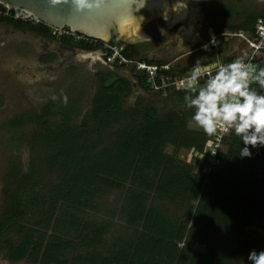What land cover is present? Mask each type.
<instances>
[{
  "label": "rangeland",
  "instance_id": "rangeland-1",
  "mask_svg": "<svg viewBox=\"0 0 264 264\" xmlns=\"http://www.w3.org/2000/svg\"><path fill=\"white\" fill-rule=\"evenodd\" d=\"M199 6L200 14L192 22L180 19L172 25L164 18L153 17L141 26L131 43L137 42L135 49L143 50L146 56L158 60L155 63L171 65L179 84L182 82L180 77L189 74L197 61L211 75L215 69L211 66L207 70L206 65L212 61L222 62L225 55L233 58L230 56L232 47L238 51L241 49L239 44L243 42L246 49L235 53L232 62L241 59L257 70L264 68L263 34L259 33L260 28L258 31V21L263 20L264 23V16L259 17L251 29H233L246 25L242 23L247 22L244 20L246 17H241L243 10L249 13L254 10L263 15L264 0L253 3L248 0H202ZM26 17V14L16 16L10 12L0 14V224H6L0 232V264H40L46 249L53 245H59L60 250L57 253L51 251L52 258L58 256L61 264H77L79 257L94 255L89 253L92 251L108 253L106 260L110 262V254L119 251L120 247L130 251L136 249V252H145L144 249L149 248V264L172 263L167 255L163 257L159 250H152L164 248L162 242L146 246L150 242L148 237H158L156 233L161 230H144L145 224L149 228L163 227L170 232L171 240H166L167 243L170 241L169 245L188 247L193 253H198L195 240L208 239L190 230L188 220L197 218L198 205L205 201L203 195L206 191L226 195L234 179L229 174L232 179L226 193L208 189L207 177L213 170L212 165L218 164L214 158L215 151L234 155V147L241 150L244 145L232 143L233 132L218 133L214 137L204 134L206 147L211 150L212 165H206L199 172L194 150L196 143L202 141L193 140L189 135L193 133L199 137L203 132L191 120L192 111L185 107L184 101L168 93H145L144 90L150 89L144 83L143 72L139 71L142 79H137L136 85L132 81L136 73L133 74L130 67L114 63L107 50L101 56L100 51L104 50L82 51L71 41L63 42L62 39L71 35L70 31L67 33V30L49 26L36 16L33 17L39 23L31 22L29 27H24L21 22ZM232 30L238 35L227 36L226 39L233 43H227L225 47L211 45V37L217 36V31ZM57 31L63 32V37L56 35ZM73 33L76 41H87ZM250 40L259 42L251 44ZM95 46L99 47V43ZM217 48L219 51L213 50ZM196 49L201 59L197 55L192 61L190 54ZM208 49H211V54ZM132 54H136L131 55L133 58L141 57L137 51ZM115 74L120 77H114ZM99 97L105 100L103 104L107 107L110 104L114 107L117 102L121 107L119 118L105 114L108 110L95 103ZM51 104L56 108L52 114L48 111ZM126 130L125 137L123 133ZM56 135H60V141L55 140ZM134 138L150 152L148 156L153 163L141 165L139 155L131 158L132 153L129 152L126 154L128 163L120 168L123 162L120 166L116 164L120 149L124 148L123 156L125 143ZM184 140L191 145H179V141ZM256 147L258 151L254 154L258 157L259 166L255 175L251 177L249 174V177L256 203L260 201L264 206V146ZM176 152L178 157L172 167L166 157ZM12 170L14 173H10ZM67 171H72L69 179L74 183H80L82 178L94 182L91 183L94 189L91 198L79 202L81 198L76 190L73 202L67 201L74 193L70 191L74 186L70 183L65 185ZM26 174L31 175L30 181H25ZM18 176L23 184L14 180ZM244 181L248 182L249 178ZM135 187L146 196L150 213L145 223L139 221L128 227L125 217L130 216L131 205L125 207L128 204H125V199L128 190ZM57 189L61 190L63 198L52 195ZM181 189H199V195L193 192L194 199H189ZM27 190L41 194L44 200L31 214L14 220L11 214L19 201L17 198L26 204L29 198ZM132 197L134 203L128 197L131 204L135 206L137 203L140 207L142 200L138 193L133 192ZM81 203L82 208L75 206ZM123 207L126 216L122 213ZM263 216L264 211L257 213L255 225L264 222ZM88 222L104 225L105 235L97 241L95 234L89 228L85 229L80 231V237H89V240L79 244L75 237L76 228ZM182 234L184 238L181 241ZM23 244L36 250L31 258L24 255L26 251L18 256ZM16 255L15 259L10 258ZM22 255L23 258H19ZM117 257L116 260L120 261L119 254ZM141 261L145 264L143 259ZM132 263L136 264V261L132 260Z\"/></svg>",
  "mask_w": 264,
  "mask_h": 264
},
{
  "label": "trees",
  "instance_id": "trees-1",
  "mask_svg": "<svg viewBox=\"0 0 264 264\" xmlns=\"http://www.w3.org/2000/svg\"><path fill=\"white\" fill-rule=\"evenodd\" d=\"M263 15H259L255 13L254 10L250 13V18L248 19L247 23L245 22L243 26H239L237 28L233 29H241L245 28L251 29L252 25L257 21L259 17H263ZM264 18V17H263ZM250 27V28H249ZM255 28V27H254ZM234 31V30H232ZM80 37H84L80 33H77ZM68 37H71L70 40L71 43H75L82 51H92L94 49H104L103 47H96L95 42H91L88 38H86L87 41L83 43L82 40L76 41L73 34L69 35ZM137 50V49H136ZM135 49L128 47V56L132 59H134L132 56H136V54H132V52L136 51ZM142 50H137L138 53H141ZM132 55V56H131ZM141 56V55H140ZM261 62V61H260ZM258 62V63H260ZM263 67L259 68L262 69ZM259 71V70H257ZM140 72H136L137 79H142V76L139 75ZM116 78L120 77L119 75L115 76ZM109 78V77H108ZM107 78V79H108ZM142 87H144V83L142 82ZM253 88L257 90L258 93L264 94V88H261L258 83H253ZM168 95H174L177 99L184 101L185 91L182 90H176V89H168ZM105 100L102 97H99V99L95 103H99V106H103V108H106L108 111L105 113L106 115H112L114 119L119 118L121 114V107L115 102L114 107L110 104L107 107V104H103ZM141 105V104H140ZM55 105L51 104L50 110H48L51 114L55 113ZM137 109V108H136ZM97 111L99 109L97 108ZM100 111H103V109L100 108ZM49 115L51 116V114ZM98 113V112H97ZM128 130H126L123 133V136L126 137V133ZM57 134V133H56ZM191 138L193 140H201L202 143H196L197 148L194 150V161L196 164L197 169L200 171L203 170V168L206 165H212L211 163V155H210V149L209 147H206V142H204V133H199V137L194 136L192 133ZM63 139V137H62ZM232 143L235 144H243V142L240 140L239 137L233 135ZM56 141H60V135L55 136ZM179 145H184L186 147L190 146L191 143H189L188 140L179 141ZM244 145V144H243ZM245 146V145H244ZM209 150H206V148ZM252 153L250 157H243L240 155V151L238 146H235L234 150H232V155L230 152H216L214 158L217 160L218 164H213L212 167L215 170H218L222 173L231 174L234 176V179L232 180L230 189L228 194H217L213 192L206 191V193L203 195L205 198V201L199 203V207L197 209V219H200L199 221H203V225L200 227V225H197L196 227L189 228L190 230L193 229L195 232L205 236L208 240H195V247L197 248L198 253H193L191 248L184 247L180 248L176 245H169L170 241L167 243L166 240H171L170 232L167 230H163L165 228L162 227H154L151 226L150 228L147 226V224L143 225L144 230L151 229V230H161L156 233L158 237H148L150 238V242L146 246H149L153 242H162L163 245H165L164 248L160 249H152V250H159L160 255L164 257V254L167 255L172 263L170 264H251V262L248 260L249 253L253 250L260 252L264 251V222L257 226L255 223L257 222V213L262 214L264 211L263 204L258 201L256 203L255 201V195H253L254 189L251 185L250 177H253L256 172V167L259 166L258 157L254 154L255 151H258V147H253L251 145L247 146ZM125 149L126 152L123 156L117 157L116 160L118 161L116 164L120 166V163L123 162V165L120 166V168L125 167V162L128 163V157L126 154L129 152L132 153L131 158H137V154L139 155V161L141 165H150L153 163V160L149 159L148 153H150L144 145L137 139L134 138L131 142L125 143ZM134 151V153H133ZM261 151L258 152V154ZM152 155V154H151ZM178 152L174 153L172 156L167 155L166 161L167 163L172 167L175 166V159H177ZM115 158V156H113ZM122 158V159H121ZM252 169V170H251ZM251 170V171H250ZM14 170H12L10 173H14ZM75 172V171H74ZM72 173V171H67V180L65 182V185L67 183H70L71 186H74L70 189V191H74V193L68 198L67 201L73 202V198L75 197L76 190L78 191L81 201L88 198H91L94 189L91 186V183H94L92 180L90 182L88 180H85V178H82V181L80 183H74L73 179H69V175ZM91 174V173H90ZM19 176L14 179L16 180V183L23 184L24 181L18 180ZM249 178V181H244ZM31 175L26 174L25 175V181H30ZM175 181H177L175 177ZM20 190V188H18ZM58 190V189H57ZM187 196H189V199L193 198V192L198 193L199 195V189L194 191H187V189H181ZM27 197L29 196L28 200L26 201V204L23 203L22 199L16 202V207H14V211H12V217L14 220L16 219H22L25 217V215H29L32 213L33 210L41 206L42 202V195L38 194L37 192L32 193L31 191L27 190ZM137 192L139 197L141 198L142 202L140 203V207H137V203L131 204L128 197H132V193ZM61 190L55 191L52 195L56 196L59 195L63 198L61 194ZM77 193V196H79ZM20 194L17 195V197ZM197 197V196H196ZM58 198V197H57ZM59 199V198H58ZM44 200V199H43ZM125 207H128L131 205V212H129L130 216L127 217L124 213L125 207L122 209L123 215H125V223L126 226L130 227L132 223H139L141 224L145 223L147 221L150 213L149 209V202L146 199V196L144 195L143 191H141L140 188L135 187L128 190L127 197L125 199ZM134 203V200H133ZM19 206H24V210L21 209ZM78 208H82L83 205L77 204L75 205ZM134 207V209H133ZM149 210V211H148ZM264 217V216H263ZM6 224H0V232L3 230ZM127 227V229H129ZM90 229L94 234L95 237L98 238L97 241H99V237H103L105 235V226L102 224L95 225L94 223H86L83 225V227H77L76 228V234L75 237L78 239L79 244L82 242H85L89 240L87 237H80V231H85V229ZM188 229V228H187ZM161 232V233H160ZM173 233V231H172ZM142 234H145L143 232ZM130 235V234H129ZM184 238V234H182L181 238H179L181 241ZM31 245V244H30ZM77 245V243H76ZM135 248V247H134ZM18 256L22 253V251H26L24 255H28L27 258L32 257V253L36 252L34 248L28 247V245L23 244L21 245L19 249ZM59 245H53V247L49 246L48 249H46L45 256L40 260V264H46L49 262H52L53 264H61V260L58 256L53 257L51 255V251L54 253H57L59 251ZM145 252H136V249L130 251L126 247H120V250L117 252H113V254H110L111 261H107L106 258L109 255L108 253H95V252H89L94 253L90 258H78L76 260L77 264H133L132 260L136 261V264H143L141 259L144 260L145 264H149L150 260H147L148 252L151 251L149 248L144 249ZM110 251V250H109ZM107 251V252H109ZM49 252V253H48ZM38 253V252H37ZM117 254H119L120 261L116 260ZM16 256L10 257L12 259H15ZM19 258H23V255ZM95 258V259H94ZM38 261V260H37Z\"/></svg>",
  "mask_w": 264,
  "mask_h": 264
},
{
  "label": "clouds",
  "instance_id": "clouds-1",
  "mask_svg": "<svg viewBox=\"0 0 264 264\" xmlns=\"http://www.w3.org/2000/svg\"><path fill=\"white\" fill-rule=\"evenodd\" d=\"M106 2L107 0H49L52 7L70 3L79 14L99 12ZM102 43L109 44L100 49L107 50L109 55L112 45H119L123 48L122 52L128 54L129 44L124 41ZM134 59L151 65L158 64L146 61L142 56ZM131 68L139 72L135 67ZM253 83L264 88V68L257 71L253 65L241 59L218 66L211 75L197 61L181 82L184 89L182 91H185V107L192 111L191 120L208 137L233 132L245 145L240 151L243 157L252 155L247 146H264V94L258 93L252 87ZM248 260L251 264H264V251H251Z\"/></svg>",
  "mask_w": 264,
  "mask_h": 264
},
{
  "label": "water",
  "instance_id": "water-1",
  "mask_svg": "<svg viewBox=\"0 0 264 264\" xmlns=\"http://www.w3.org/2000/svg\"><path fill=\"white\" fill-rule=\"evenodd\" d=\"M200 1L107 0L103 10L84 14L76 13L70 3L52 7L49 0H0V3L31 12L49 26L89 39L118 43L132 40L143 23L155 16L166 19L161 15H172L192 22L200 14Z\"/></svg>",
  "mask_w": 264,
  "mask_h": 264
},
{
  "label": "built area",
  "instance_id": "built-area-1",
  "mask_svg": "<svg viewBox=\"0 0 264 264\" xmlns=\"http://www.w3.org/2000/svg\"><path fill=\"white\" fill-rule=\"evenodd\" d=\"M6 10H7V12H6ZM14 10H17V9H15V8H13L11 6H8V5L0 3V14L1 15L8 14L9 12L14 11ZM17 16H20V15H17ZM259 28L261 29V31H259ZM258 31H259V33L261 32L263 34L262 35V38H263L262 42H264V23H263V20H259L258 21ZM66 32L68 33V31H66ZM240 34L242 36L244 35L243 32H241ZM219 35H223V37L225 38L227 36H231V37L232 36H236V35H238V33H232V31H230V32H226L225 34H218L217 36H219ZM215 36L216 35H213L211 37V40H210L211 41L210 43H211V45L213 47L216 45ZM89 40L91 42H95V45H96V43H99V47L100 46L101 47L109 46V44L102 43V41H100V40H95V39H89ZM249 42H251V44H256L259 41L250 40ZM110 49H111V55H110L111 58L110 59L114 63L117 62V63H120L123 66L135 67L137 70H139V71L144 73V76H145V81L144 82H145V84L147 85V87L150 90L161 91L162 89H165V91L163 92V94H165V95L167 94L166 92L170 88L171 89H176V90H184L182 85L177 82V78L173 75V72H172L173 69H172L171 65H168L167 63L151 65V64H148L146 62H141V61H138L136 59H132V58H130L128 56V54H124L122 52L123 48L120 47L119 45H112V46H110ZM204 49H206V47ZM208 50H209L208 53L212 52L211 49H208ZM213 50L219 51L218 48L217 49H213ZM195 51H197V49ZM206 51H207V49H206ZM223 64L224 63H222V62L217 63L215 61H212V62H209L206 65V68H207V70H209L208 68L213 66L214 69L216 70V68L218 66L223 65ZM248 64H251V63H248ZM183 77L185 78L186 75H184ZM183 77H180L181 81L184 80ZM216 152H217V150L215 151V154H216Z\"/></svg>",
  "mask_w": 264,
  "mask_h": 264
},
{
  "label": "flooded vegetation",
  "instance_id": "flooded-vegetation-1",
  "mask_svg": "<svg viewBox=\"0 0 264 264\" xmlns=\"http://www.w3.org/2000/svg\"><path fill=\"white\" fill-rule=\"evenodd\" d=\"M225 1H227V0H224V2ZM235 1V0H234ZM250 3H253V2H259V1H262V0H248ZM253 1V2H252ZM244 12H242V18H244V17H246L244 20L246 21H248V19L250 18V13H249V11H247V10H243ZM12 15H21V14H26L27 15V17H26V19H23L24 21L23 22H21V24L22 25H24V27L25 26H27V27H29V25H31V22H38V20L37 19H35V17H31L30 15H29V13L28 12H26V11H24L23 9H17V10H14V11H11L10 12ZM13 17V16H12ZM11 17V18H12ZM5 18H7V17H5ZM37 20V21H36ZM163 20H165V19H163ZM22 21V20H21ZM165 22H166V20H165ZM39 23V22H38ZM243 24L245 23V22H242ZM247 23V22H246ZM32 24H34V25H36L35 23H32ZM43 25V24H42ZM243 28H241V30H242ZM46 30H48V29H46ZM62 30V29H61ZM62 33L63 32H59V31H57L56 32V35L58 34L60 37H63L62 36ZM217 34H225L226 32H222V31H217L216 32ZM232 33H238V32H235V31H232ZM72 38L71 37H67L66 39H62V40H64L63 42H66V41H68V42H70V40H71ZM222 40H223V46L225 47L226 46V44L227 43H233V42H229V40L228 39H226V37L225 38H222ZM124 42H126V43H128L129 44V47H131V48H133V49H135V45H137L138 43L137 42H135V43H131V41H126V40H123ZM204 46V44L203 45H201V46H199V47H203ZM239 48H241V49H239L238 51H236V48H235V46H233L232 47V49H231V51H230V56H232L233 58H228V56H226L225 55V58H224V60L222 61L224 64H227V63H231L232 62V59H235L234 58V54L235 53H239V52H244V50L246 49L245 48V44H244V42L243 43H240L239 44ZM81 50V49H80ZM136 50V49H135ZM137 51V50H136ZM100 52H102L101 54H100V56L101 55H103V53L105 52V50L104 51H100ZM231 52H233V53H231ZM209 54H211V53H209ZM140 55L142 56V59H144V60H146V61H149V62H156V61H158V60H156V59H154V58H151V57H149V56H146L145 55V53H144V51L142 50L141 51V53H140ZM198 54H197V51H195V50H193L192 51V53L190 54V56H191V60L192 61H195V58H196V56H197ZM218 55H221L219 52H218ZM198 57H199V55H198ZM222 57H224V55L222 56ZM199 59H201V57H199ZM175 60V59H174ZM129 70L130 71H132L133 72V74L134 73H136L137 71L135 70V69H133V68H129ZM132 81H135L136 82V85H137V77L136 76H134V79L132 80ZM138 87V86H137ZM143 90V89H142Z\"/></svg>",
  "mask_w": 264,
  "mask_h": 264
},
{
  "label": "bare ground",
  "instance_id": "bare-ground-1",
  "mask_svg": "<svg viewBox=\"0 0 264 264\" xmlns=\"http://www.w3.org/2000/svg\"><path fill=\"white\" fill-rule=\"evenodd\" d=\"M28 13L31 17L34 16V14H32L31 12H28ZM161 16L165 17L166 20L172 25L174 22L176 23V22H178V20H180V18H178L176 16H172V15H161ZM152 18H150V19H152ZM150 19L145 21L143 24L148 23L150 21ZM69 33L73 34V32H71V31ZM222 38H223V35L215 36L216 44H218L217 46H219V47L223 45ZM176 62H177V60H176ZM144 91H145V93H150L149 91H152V92H155V94L158 93L159 95H165V94H163L165 89H162L161 91H157V90H144ZM166 93H168V91ZM123 149H120V152H119L120 157L122 156ZM231 179H232L231 175L226 174V173H222V172H219L218 170L213 169L212 171L209 172V175H208L207 180H206V184L208 185V187H209L208 189H210V190L218 191L220 193H226V191L228 190L229 184L231 183ZM187 224L191 225V227H194V226L196 227L197 225H201V222L197 218H192V219L188 220Z\"/></svg>",
  "mask_w": 264,
  "mask_h": 264
}]
</instances>
